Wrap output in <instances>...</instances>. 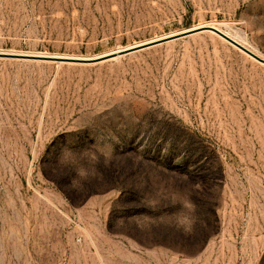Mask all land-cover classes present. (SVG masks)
<instances>
[{
  "label": "rangeland",
  "instance_id": "1",
  "mask_svg": "<svg viewBox=\"0 0 264 264\" xmlns=\"http://www.w3.org/2000/svg\"><path fill=\"white\" fill-rule=\"evenodd\" d=\"M204 27L264 59V0H0V264H264V65L150 46Z\"/></svg>",
  "mask_w": 264,
  "mask_h": 264
},
{
  "label": "water",
  "instance_id": "2",
  "mask_svg": "<svg viewBox=\"0 0 264 264\" xmlns=\"http://www.w3.org/2000/svg\"><path fill=\"white\" fill-rule=\"evenodd\" d=\"M199 32H209V33H212V34L216 35L217 37H219L220 39H222L223 41H225L226 43H228L232 47L236 48L240 52L244 53L245 55H247L251 59L255 60L256 62H258V63H260L262 65H264V59H260L259 57L254 55L252 52H250L249 50H247L246 48H244L243 46H241L240 44H238L234 40H232L229 37H227L225 34L220 32L218 29L212 28V27H204L203 29H198V30H195V31H188V32L182 33L180 35H176L174 37H171L170 39H166L164 41H160L158 43H154V44H152L150 46L157 45V44L163 43L165 41L176 40V39L188 37L190 35H194V34H197ZM142 48L143 47H139V48H136V49H131L130 51H125V53L134 52V51H137V50L142 49ZM0 57H3V58H24V57H19V56H9V55H1V54H0ZM37 59H39V60H52V59L46 58V57H39Z\"/></svg>",
  "mask_w": 264,
  "mask_h": 264
},
{
  "label": "bare ground",
  "instance_id": "3",
  "mask_svg": "<svg viewBox=\"0 0 264 264\" xmlns=\"http://www.w3.org/2000/svg\"><path fill=\"white\" fill-rule=\"evenodd\" d=\"M203 29V28H202Z\"/></svg>",
  "mask_w": 264,
  "mask_h": 264
}]
</instances>
